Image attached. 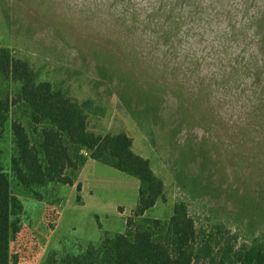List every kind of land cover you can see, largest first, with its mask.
<instances>
[{
    "label": "trees",
    "instance_id": "trees-1",
    "mask_svg": "<svg viewBox=\"0 0 264 264\" xmlns=\"http://www.w3.org/2000/svg\"><path fill=\"white\" fill-rule=\"evenodd\" d=\"M181 2L194 4L193 0ZM197 9H188L193 20ZM257 12L264 14L255 11L252 20ZM60 14L53 26L55 39L74 50L65 59H61L64 50L58 42L48 50L54 58L43 56L41 51L47 52L46 48L37 43L36 57L31 60L14 54L0 40V140L9 135L12 145L6 165L0 147V264L12 263L11 214L19 204L11 190L12 181L29 190L73 185L74 175L86 162L85 152L91 159L139 180L137 205L124 232L103 236L59 260L53 253L48 264H196L206 258L209 264H264V169L258 167L264 160V144L245 151L234 147L224 151L219 142L205 135L197 139L193 128L214 117L209 109L201 108L209 97L207 85L197 81L201 83L198 91H184L178 80L167 83L162 75H154L165 65L164 59L156 61L155 55H148L145 61L135 51L134 31L126 29L122 38L121 23L98 26L91 15L76 22L71 12L69 16ZM170 16L167 14L163 22L169 33L164 39L168 48L161 51L166 57L167 53L177 54L180 36L172 32ZM253 24L261 32L260 47L255 45L257 52H249L245 69L244 64H239V69L259 91L256 99L250 98L249 113L264 118V22ZM76 25L90 39L78 32H72L74 36L67 33ZM231 27L238 31L235 24ZM157 28L152 30L155 44L163 36ZM93 34L104 35L107 42H95ZM243 41L249 45L250 40ZM129 57L134 59L132 65L140 67H129ZM192 61L188 62L193 65ZM119 111L144 133L148 144L164 152L168 176L185 198L173 201L166 218L148 215L165 198L164 180L155 173L150 159L133 150L132 138L117 125L115 113ZM109 118L111 123L102 126ZM230 163L238 169L232 179L226 172ZM244 168L248 170L245 176ZM196 212L212 222V229L231 230L233 238L240 237V244L213 246L209 237L201 235Z\"/></svg>",
    "mask_w": 264,
    "mask_h": 264
},
{
    "label": "rangeland",
    "instance_id": "rangeland-1",
    "mask_svg": "<svg viewBox=\"0 0 264 264\" xmlns=\"http://www.w3.org/2000/svg\"><path fill=\"white\" fill-rule=\"evenodd\" d=\"M56 1L59 3L55 5ZM147 2L148 10L144 6H138L139 9L136 10L132 0H0V40L14 54L31 60L36 57L37 43H42L46 48L47 52L41 51L43 56L48 59L54 58L48 50L58 42L60 48L64 50L61 59H65L68 53L72 52L73 55L74 50L70 45L55 39L53 26L58 23L61 12L65 16H69L71 12L76 22L82 16L91 15L96 23L94 25L121 23L119 32L124 36L122 38L126 37V29L134 31L132 34L135 35L133 42L135 51L142 54L145 61H148V55H155L156 61L164 59L165 65L159 66L157 73L153 72L154 75H162L167 83L178 80L183 84L184 91H198L201 83L198 84L197 81L207 85L209 97L201 108L209 109L214 117H210V122L207 124L205 122L202 127L193 128L197 139L205 135L219 142L224 151H229L233 147L236 151H245L258 144L263 146L264 118L249 113L251 106L248 108L250 98L256 99L254 95L259 91L252 81L247 80L239 69V64H244L245 69L249 59L248 53L254 54L258 46L260 47L258 35L261 32L253 22L258 20L264 22V14L259 15L257 12L255 19L252 20L251 17L255 11H264V0H193L194 4L190 5L198 8L195 10L198 11L195 20L188 14L191 6L185 5L181 0ZM167 2L168 4L164 6ZM174 4L177 6L172 8ZM167 14L171 15L168 19L173 18L172 32H178L180 35L176 45L177 54L167 53L168 57L161 53L168 48V43L166 44L164 39L168 38L169 33L163 25ZM208 17L216 18L219 24L222 22L227 23V26L229 24V29L225 28L223 34H219L220 32L215 29V33H212L215 34L217 42L210 50L203 49L197 58L198 55L195 53L199 40L196 35L190 37L191 29H188L189 26L203 24L204 20V26H208L209 21H206ZM234 24L238 31L236 28H230V25ZM70 28L67 29L70 36H74L72 32H78L80 37L85 35L90 39L82 27L76 25ZM156 28L159 34L163 35L158 44L153 40L152 30ZM93 36L95 42H107L104 35ZM66 38L72 41L68 35ZM243 39L250 40L249 45H245ZM109 41L112 40H108V43ZM239 49L241 52L237 54ZM127 59L129 67L134 69L140 67L131 64H134V59ZM191 59L193 65L188 62ZM174 66H177V69ZM115 116L118 118L117 125L125 129L132 138L133 150L150 159L155 173L163 177L165 198L159 200L148 215L151 218L168 217L172 211L173 201L185 198L168 176L164 152L156 150L153 144H148V138L144 133L121 111L115 113ZM107 120L102 121V126L112 121L111 118ZM239 126L243 129L241 130ZM0 147L3 150V163L6 165L12 152L9 135L0 140ZM85 155L86 162L74 175L73 185L52 184L29 190L12 181L11 190L19 204L11 214L13 223L10 243L11 264H48L53 253L59 260L66 253L75 254L89 244L97 243L103 236L124 232L126 220L137 205L139 180L91 159L89 152H85ZM231 165L234 167L231 163L226 167L230 179L233 171L238 170L235 167L233 169ZM247 165L249 168L252 167L249 162ZM258 167L264 169V160L258 163ZM247 172L248 170L244 168L243 176L247 175ZM78 184L80 190H77ZM38 194L41 195L40 198L36 196ZM194 218L196 224L201 227V235L204 238L209 237L213 246L222 247L225 242L234 246L240 244V237L233 238V232L228 228L220 229L219 232L212 229V222L199 212H196ZM214 251L213 254L216 255L217 250ZM208 262L209 259L206 258L196 264H209Z\"/></svg>",
    "mask_w": 264,
    "mask_h": 264
},
{
    "label": "water",
    "instance_id": "water-1",
    "mask_svg": "<svg viewBox=\"0 0 264 264\" xmlns=\"http://www.w3.org/2000/svg\"><path fill=\"white\" fill-rule=\"evenodd\" d=\"M132 2H133V6H135L136 10L139 9L138 6H144L146 8V10H148L147 0H132ZM204 21H203V24H201L203 26L192 25L193 27L189 26V29H188V30L191 29L189 36L192 37V35H196L197 36L196 38L199 40V43L197 42L199 44V46L197 47L198 50L195 53L198 55L197 58H199L200 53L202 52L203 49L210 50L211 48H213V46L217 42V40H215V37H214L215 34L212 33V32L215 33V31H214L215 29H217L220 32L219 34H223L225 28L229 29V24H228V26H227V23L225 24L224 22L219 24L218 20H216V18L213 19L212 17H208V19H206L207 22L209 21L208 26H204V23H205ZM213 25H214V27H211ZM240 52H241V50L239 49L237 51V54H239ZM207 55H208V52L206 53V56ZM202 58L204 59V56H202Z\"/></svg>",
    "mask_w": 264,
    "mask_h": 264
}]
</instances>
